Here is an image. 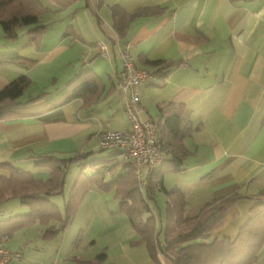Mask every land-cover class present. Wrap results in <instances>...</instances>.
Instances as JSON below:
<instances>
[{
    "label": "crops",
    "instance_id": "0c3cea01",
    "mask_svg": "<svg viewBox=\"0 0 264 264\" xmlns=\"http://www.w3.org/2000/svg\"><path fill=\"white\" fill-rule=\"evenodd\" d=\"M40 1L51 9L40 19L41 31L23 26L9 40L0 26V53L21 57L0 62V89L19 74L36 83L44 68L62 57L59 89L88 68L100 80L101 91L86 106L74 99L38 114L0 118V163L45 179L49 169L37 164L40 157L96 151L97 132L128 128L117 83L121 50L130 42L135 65L155 75L136 87L141 117L156 120L162 103H171L169 112L181 107L188 114L190 130L182 139L187 155L180 172L164 174V187L181 190L186 215L214 199L239 195L213 234L234 237L254 203L247 197L264 191V0ZM119 19L127 21L123 33L115 27ZM101 41L106 55L99 51ZM50 76L56 83V76ZM117 158L119 172L123 157ZM0 176L9 171L0 168ZM96 192L104 193L89 188L65 229L45 235V225L33 224L10 235L9 248L21 253L12 264H70L100 252L112 264H158L147 245L137 242L115 197L116 207L105 210L96 207L102 203L85 200ZM17 202L18 213H26L27 207ZM10 215L0 207V218ZM159 259L168 264L162 254ZM254 264H264V244Z\"/></svg>",
    "mask_w": 264,
    "mask_h": 264
},
{
    "label": "trees",
    "instance_id": "16d2710c",
    "mask_svg": "<svg viewBox=\"0 0 264 264\" xmlns=\"http://www.w3.org/2000/svg\"><path fill=\"white\" fill-rule=\"evenodd\" d=\"M51 11L40 0H0V26L4 37L16 39L23 26H33L32 32L41 31L43 14ZM127 25L124 19L115 21L119 33ZM21 57L0 53V62H14ZM158 62V61H157ZM155 63V62H154ZM159 63V62H158ZM165 66L160 69L163 75ZM30 85V78L19 74L0 89V118L34 115L62 106L74 99H81L89 105L98 98L101 83L88 68H82L56 97L39 104L47 98L44 91L36 96L22 99L24 90ZM171 103L158 106L155 124L156 137L160 143L163 160L153 172L145 169L139 178L131 160L124 158L121 151L98 154L105 149L77 152L72 156L58 158L43 156L37 164L46 165L49 175L45 179L35 178L30 171L22 170L9 163H0V168L9 171V176H0V203L9 198L17 199L28 209L0 218V234L12 235L16 230L33 224L45 225V235L63 230L71 222L75 211L89 188L113 191L119 208L139 236L137 242L147 245L154 261L160 263L162 254L168 264H254L264 244V191L248 196L254 200L247 220L238 228L234 237H215V230L222 226L229 208L239 195L231 194L204 204L196 213H184V197L177 187L166 188L162 183L164 174L180 172L187 155L182 139L190 130L188 114L179 107L170 111ZM121 155V171L117 156ZM80 167L67 196L60 207L53 197L63 195L65 176L72 165ZM105 173L110 180H106ZM164 197V216L160 226L154 214L152 203L157 194ZM158 225V227L156 226ZM161 233L162 238H159ZM70 264H112L104 252L91 260L74 259Z\"/></svg>",
    "mask_w": 264,
    "mask_h": 264
},
{
    "label": "built area",
    "instance_id": "2783aa9c",
    "mask_svg": "<svg viewBox=\"0 0 264 264\" xmlns=\"http://www.w3.org/2000/svg\"><path fill=\"white\" fill-rule=\"evenodd\" d=\"M131 44L126 42L121 50V73L117 83L123 102L122 108L129 121L128 128L102 129L95 138L99 149H118L122 156L131 160L136 176L139 178L142 168L147 172L156 171L163 160L160 143L156 137L154 118H142V106L136 87L155 75L146 69L138 68L132 58ZM99 51L106 55V45L99 43ZM9 236L0 234V264H12L21 257L19 251L8 246Z\"/></svg>",
    "mask_w": 264,
    "mask_h": 264
},
{
    "label": "rangeland",
    "instance_id": "374dc122",
    "mask_svg": "<svg viewBox=\"0 0 264 264\" xmlns=\"http://www.w3.org/2000/svg\"><path fill=\"white\" fill-rule=\"evenodd\" d=\"M72 53L74 54L73 56L77 57L80 53V50H78V51H77V49L73 50ZM62 60L63 59L61 57L53 65H50V66L48 65V67H45L44 70L42 71V73L40 74L39 78L36 79L37 82L36 83H30V85L24 90V93L22 95V99H26V98H29L31 96H36L40 91H46L47 89L51 90V92L48 93L50 95L47 94L46 95L47 98L43 99V101H41V102L39 101V104H41L42 102L48 101L50 98L56 97L63 90V89H59V86L61 85V78L64 76V73H63L64 69L61 66ZM51 74L56 76V81H57L56 83H53V81H51L52 80L51 76H50ZM47 79H48V81H47ZM39 83H40V85H39ZM38 86H40V87L42 86V88H44V89H42V88L40 89V88H38ZM98 149L99 148L97 147V150ZM110 151H118V149H105L103 151L98 152V154H101V155L102 154H108ZM79 169H80V167H78V165H76V164H74L70 167V169L68 170V172L66 173V176H65L63 195L59 194V195H56L55 197H53V202L57 203L60 207H62L63 200L67 196L68 190H69L74 178L76 177L77 173L79 172ZM144 170L145 169L142 168V172H143L142 177L144 174ZM173 177H175V179H177V181L179 180V176L175 175ZM109 179H111V176L109 174H107L106 180H109ZM86 199L90 200V202L102 203L103 206H96V207L101 208L102 210H105V207H109L111 209L113 207H116V205H117V201L114 199V193L112 190L111 191H105L102 194L101 193L99 194L96 192L95 195L86 196L85 200ZM17 205L19 206L20 204H18L17 199L13 198L8 202H3L0 207L1 208L3 207V211L6 212V214H15V212H17V213L19 212ZM151 206L156 211L155 213L157 216V223L158 224L160 223L159 218H158L159 217V210H160L161 224H162V220H163V216H164V207H165L163 196L157 195L155 203H152ZM9 212H11V213H9ZM20 212H22V211H20ZM105 215H106V213H105ZM99 217H100V215H99ZM159 226H160V224H159ZM159 238L160 239L162 238L161 233L159 234Z\"/></svg>",
    "mask_w": 264,
    "mask_h": 264
}]
</instances>
